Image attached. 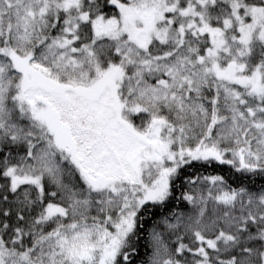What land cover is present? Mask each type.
Masks as SVG:
<instances>
[{
  "label": "snow or ice",
  "instance_id": "1",
  "mask_svg": "<svg viewBox=\"0 0 264 264\" xmlns=\"http://www.w3.org/2000/svg\"><path fill=\"white\" fill-rule=\"evenodd\" d=\"M0 264H264V0H0Z\"/></svg>",
  "mask_w": 264,
  "mask_h": 264
}]
</instances>
